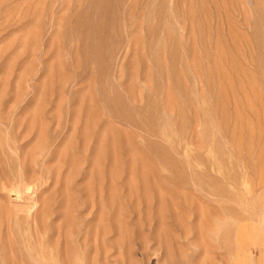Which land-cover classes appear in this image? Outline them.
<instances>
[{
    "label": "rangeland",
    "instance_id": "374dc122",
    "mask_svg": "<svg viewBox=\"0 0 264 264\" xmlns=\"http://www.w3.org/2000/svg\"><path fill=\"white\" fill-rule=\"evenodd\" d=\"M0 264H264V0H0Z\"/></svg>",
    "mask_w": 264,
    "mask_h": 264
},
{
    "label": "bare ground",
    "instance_id": "6f19581e",
    "mask_svg": "<svg viewBox=\"0 0 264 264\" xmlns=\"http://www.w3.org/2000/svg\"><path fill=\"white\" fill-rule=\"evenodd\" d=\"M18 183H19V181H18ZM27 189V188H26ZM16 192V191H15ZM13 194V193H12ZM17 196H19V195H17ZM67 259V258H66Z\"/></svg>",
    "mask_w": 264,
    "mask_h": 264
}]
</instances>
